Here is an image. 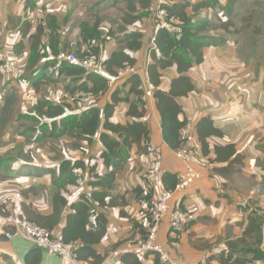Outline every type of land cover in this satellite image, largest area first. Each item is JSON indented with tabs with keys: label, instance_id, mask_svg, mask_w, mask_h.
<instances>
[{
	"label": "crops",
	"instance_id": "0c3cea01",
	"mask_svg": "<svg viewBox=\"0 0 264 264\" xmlns=\"http://www.w3.org/2000/svg\"><path fill=\"white\" fill-rule=\"evenodd\" d=\"M26 1L0 0V42L7 47L15 46L17 43L23 44L19 51L23 52L24 56L22 71L25 70L31 45L29 35L24 34L22 29L23 21H27ZM150 1L153 5L159 0ZM189 1L197 3L202 0ZM241 1L235 0V27H232L229 32L222 28L209 30V35L225 36L226 41L219 45L210 44L204 48L203 62L194 65L187 72L195 89L185 96L178 97L182 106L181 117L187 118L188 124L197 128L202 118L209 117L215 127L223 132L220 136L214 135L208 138L210 160L208 167L199 168L201 178L187 189L173 193L172 207L181 203L187 211L198 207L188 229L182 234L179 246L169 245V218L166 217L160 224L158 241L176 259L181 260L182 264H199L209 256L226 250L229 238L243 235L249 222V213L252 210L261 208L264 215V0H245L242 14L246 21L244 29L251 32L248 36H245L247 33L240 31V27L237 26V23L243 24L240 19H237L241 12V9H238ZM47 2L45 11L37 10L45 15L52 13L58 16L62 23V48H65L62 51L73 52L77 55L81 53L87 47V41L84 40L82 33L83 25L94 27L99 21V28L105 32L111 31V34L104 41L98 56L104 60L117 50L129 51L135 58V73L140 74L144 88L152 84L148 75V67L153 62L149 48L155 47L154 39L157 30L149 15L134 18L146 10L140 0H133L132 5L129 0H48ZM227 2V0H220L214 8H205L200 12L207 15L214 25H218L220 21L227 20L229 17L228 10H226ZM188 13L195 14L192 7L188 8ZM252 13L259 14L263 21L261 23L254 21L251 24L253 16L250 14ZM36 28L32 26L31 29L35 31ZM127 33L140 35L141 46L139 48L126 46ZM161 72L160 88L170 90L172 80L180 73L176 66L166 68ZM127 77L128 75L118 79L114 85L108 83V92L118 86L122 87ZM50 85L55 84L50 83ZM43 86L50 87L48 84ZM60 87L63 89L58 94L46 93L43 99L58 103L62 102L60 98L63 97V101L72 103L78 113L92 106H104L109 100L108 92L94 95L90 99H83L77 96L80 91L70 94L64 86ZM156 89L155 87L153 91ZM41 90L42 88L36 92H41ZM145 97L146 102L143 106L133 108L135 113L130 114L129 103L123 102L111 117V120L116 123L124 124L136 120L145 122L149 137L145 139L143 136L140 143H133L128 158L117 172L115 185L109 189L111 195L106 197L107 202L112 200L113 203L110 206H104L95 200L92 204L91 220L96 219L98 214L104 215L107 219L104 237L100 243L95 245L96 250L101 254L122 247L127 241L144 233L138 219L139 193L143 187L141 172L149 165L143 142L149 140L161 150L163 171L166 173L176 174L185 168L184 162L176 157L174 150L164 140L161 115L155 97L153 95H145ZM102 131L103 128L93 137L91 143L87 140H80L74 148L72 145L76 141L74 138L62 139L68 144L67 147L62 145L60 139L55 144L47 139L45 142L47 145H54L57 148L58 159L52 158L43 147L39 166H35L37 163L34 161L32 162L34 165H29L14 160L12 163L14 173L9 168L1 169L3 174L11 172L16 176L9 180L14 185L13 187L11 185L7 191L12 194L6 193L4 198H1L0 194V206L13 203L17 209H21L20 203L25 200L33 203L34 207L43 214H51L55 188L49 169L59 172V161L64 158L73 161L83 159L87 169L78 170L77 173L80 174L78 184L69 186L68 191H63V193L71 196L72 202L79 200L83 193L91 195V192L97 188L89 184V181L94 179L89 168L95 164L104 148L100 139ZM216 145L224 148L221 150L223 158L219 160H214L217 156ZM228 146H233L230 151L225 149ZM97 162H99L97 171L100 175L112 169V167L107 168L102 160ZM28 166L35 172H26L23 167ZM163 182L167 188H173L170 177L167 176L166 182ZM31 187H34V191L30 192L28 198L23 197L22 191ZM38 189H40V196L35 197ZM158 194L159 191H156L157 196ZM41 196L46 198L42 204L36 201ZM71 203L69 202L64 208L60 223L54 230L57 235L62 236L67 216L72 211ZM37 248L39 247L33 242L22 237L14 236L7 239L1 236L0 264H27L28 253ZM39 254L40 259L34 256L31 258L33 263L31 259L29 263L62 264L59 257L44 249L40 248ZM141 257L143 264H155L156 259L159 258L156 254ZM255 264H264V260L256 261Z\"/></svg>",
	"mask_w": 264,
	"mask_h": 264
},
{
	"label": "trees",
	"instance_id": "16d2710c",
	"mask_svg": "<svg viewBox=\"0 0 264 264\" xmlns=\"http://www.w3.org/2000/svg\"><path fill=\"white\" fill-rule=\"evenodd\" d=\"M48 0H27L25 8L27 11L40 9L45 11ZM146 10L137 14L134 18L149 15L153 20L154 17L150 11V0H140ZM226 10L229 17L227 20L220 21L218 25H214L207 15L201 14V10L205 8H214L220 3V0H202L197 3H191L189 0H164L162 7L168 12V18L174 19L172 24L179 27V31H173L167 27H161L157 30L154 44L155 47L149 48V53L152 58V63L148 67V75L151 83L157 88L153 92L156 99V105L161 115L162 132L166 143L170 148L177 149L181 143V130L188 124L187 118H182V106L178 101L179 96H185L190 91L195 89L187 72L196 64H200L204 60V48L210 44L219 45L226 41L225 36H211L208 34L212 28H222L229 32L232 27H235L234 6L235 0H227ZM130 5L133 0H129ZM192 7L195 14L190 15L188 8ZM199 16V17H198ZM46 24H40L35 31H32V25L29 21H23L22 29L24 34L29 35L31 40L30 54L26 59L25 74L27 77L18 76V80L27 82L36 91H40L44 84H57L61 80H65L64 88L70 94L77 91H88L95 96L100 93L106 94L109 90L110 75L117 74L120 69L127 66L134 67L135 58L133 54L125 49L115 51L110 57L104 59L106 72L95 71L88 69L82 64H71L66 61H59L52 57L51 54L57 55L60 51L65 50L62 47L61 30L62 23L56 14L48 13L45 18ZM99 21L94 27L83 25L82 33L84 40L87 41V47L79 53V56L85 55L92 51L99 55V51L106 39H108L111 31H102L99 28ZM140 35L137 33H127L125 36L126 46L128 48H139L141 41ZM89 40V41H88ZM22 43H17L14 46V52L17 54ZM176 66L180 75L172 80L170 90L160 88L162 80V70ZM5 73V72H4ZM22 74V73H21ZM53 76V77H52ZM55 76V77H54ZM143 80L139 73H129L126 82L122 87H117L108 92L109 100L104 106H92L81 113H78L76 107L67 101L53 102L48 99H37L35 102L33 114L29 117L38 120L37 136L33 142L42 139H52V143L60 139L62 145L68 146L62 139H75L72 143L73 148L80 140L93 141L100 129V139L103 143V150L98 160H102L107 168L112 167L104 175H100L97 171L99 162L90 166L89 170L93 173V180L89 184L97 188L91 192V195L86 193L81 194L80 199L71 201V196L63 191H68V187L78 184L80 174L78 170H86V163L83 159L71 160L61 159L59 161V172L49 169L53 176V185L55 188L53 196V211L51 214H43L33 203H28L23 200L21 209L13 203L0 206V214L11 212L20 213L25 218L37 223L38 225L47 228L49 231H54L60 223L64 208L71 203L72 211L67 216V223L63 229L62 237L64 241H78L81 246L79 249V258L89 264H102L110 254L99 253L95 245L100 243L106 232L107 219L104 215L98 214L96 219L91 220L92 204L95 200L102 205L110 206L113 201H106V197L111 195L110 190L115 185L117 172L122 168L123 163L128 158L129 150L133 143H140L142 137L148 138L147 125L143 121L132 122H114L111 120L113 113L123 102L129 103V113H135L133 108L143 106L146 102ZM133 94V96H131ZM80 112V111H79ZM34 128V127H33ZM198 137L202 143L203 152L205 155L210 154V136H220L223 132L215 127L214 122L209 117H204L195 127ZM32 130V129H31ZM34 131V130H32ZM25 130L21 134L27 135ZM81 147L82 145L79 144ZM233 146L225 147L232 149ZM222 146H215L216 158L219 160L221 156ZM42 154V148H41ZM41 154L37 153L34 148L28 150V155L34 159ZM9 160L22 161L24 164H33L18 158L17 156L1 157L0 158V179L16 176L9 172L3 174L1 169ZM210 160V159H209ZM27 162V163H26ZM35 166H39L38 162ZM34 165V164H33ZM12 168V167H11ZM10 170H14L13 168ZM90 173V174H91ZM19 174V173H17ZM29 174V173H28ZM27 174V175H28ZM39 175L38 173H34ZM18 176V175H17ZM170 177L173 182V188L177 182V173L163 172L162 178L166 182V177ZM167 185V184H166ZM34 187L22 191V196L29 197L30 192L34 191ZM139 195H143V187ZM142 192V193H141ZM180 206L183 208L182 203ZM184 209V208H183ZM263 210L256 208L249 213L248 225L240 237H231L227 240V249L219 254L209 256L204 262L199 264H255L256 261L264 260L263 244ZM96 223V224H92ZM91 227H90V226ZM145 232V231H144ZM40 248L31 250L27 257L29 259L38 256L40 259ZM156 254L159 258L155 264H161L160 255L158 253L147 251L143 256ZM33 260L31 259V262ZM33 263V262H32ZM63 264V263H62ZM122 264H143L142 257L132 252H126L122 255Z\"/></svg>",
	"mask_w": 264,
	"mask_h": 264
},
{
	"label": "built area",
	"instance_id": "2783aa9c",
	"mask_svg": "<svg viewBox=\"0 0 264 264\" xmlns=\"http://www.w3.org/2000/svg\"><path fill=\"white\" fill-rule=\"evenodd\" d=\"M163 2L164 0H159L150 6V11L155 21V29L158 30L161 27H167L178 32L179 27H175L172 24L174 19L168 18V12L162 7ZM45 18L46 15L37 9L31 10V12L28 11L26 15V20L33 27L46 24ZM51 56L57 58L59 61H66L71 64H82L88 67V69L106 72L103 59L92 51L82 56L69 51H60L57 55L51 54ZM0 67L7 74H16L20 70L19 58L14 55L13 51L9 55L4 48L0 47ZM135 72V67L127 66L117 74L110 75L109 85H114L118 79ZM154 88L155 86L153 84H148L145 95L152 96ZM77 96L83 99H90L94 97V94L88 91H80ZM143 146L149 159V165L141 172L143 195L139 198L138 219L145 232L127 241L122 247L112 250L102 264H122V255L124 253L132 252L143 256L147 251L158 253L161 264H182L172 257L164 245L159 243L158 234L160 224L166 217L169 218V243L172 246H179L182 234L188 229L190 221L198 211V207H195L191 211L183 209L180 204L172 207L171 199L173 193L187 189L196 180L200 179L201 172L199 168L208 167L209 157L203 152L202 143L195 127L187 124L181 130L180 146L174 149L176 157L184 162L185 168L177 172L175 187L167 188L162 180L164 171L161 150L149 140H145ZM156 191H159L158 196L156 195ZM1 236H5L7 239L19 236L31 241L37 247L59 257L63 264H89L79 258L78 251L81 246L80 242H66L62 236L25 218L20 213L11 212L0 214ZM262 247L264 249V224Z\"/></svg>",
	"mask_w": 264,
	"mask_h": 264
},
{
	"label": "rangeland",
	"instance_id": "374dc122",
	"mask_svg": "<svg viewBox=\"0 0 264 264\" xmlns=\"http://www.w3.org/2000/svg\"><path fill=\"white\" fill-rule=\"evenodd\" d=\"M245 0H242L238 4V9H241V12L237 16V19H240L243 24H238L237 26L240 27V31L243 33H247V35H251V32L244 29L245 22L244 21V14H242L243 6L245 5ZM253 16L252 23L255 21L257 23H261L263 21L262 18H260L259 14L252 13L250 14ZM236 20V19H235ZM0 47L4 48L8 54L10 55V52L13 51L14 55L19 58V65L20 70L16 74H7L4 73V71L0 67V158L1 157H10V156H17L18 158H22L24 160H29L28 162H38L41 161V155L32 159L28 155V150L33 149L41 154V148L44 147L45 151L54 159H58V152L57 148L54 145H47L45 142L46 139H42L37 142H33V140L29 139H35L38 132V127L40 126V122L38 120H35L31 117H29V114H33L34 110V104L37 101V99L45 98L46 93L54 92V94H58L59 91H61L63 88L60 87L61 85L64 86L66 84L65 80H61V84L59 85H50V87H42L41 92H36L34 88H32L27 82H23L21 80H18V76H24L27 77L28 72L22 71V63L24 62V56L21 52H18L17 54L14 52V46L12 47H4L2 43L0 42ZM19 68V66H18ZM22 73V74H21ZM53 77V76H52ZM55 77V76H54ZM60 100H63V97L60 98ZM34 127V128H33ZM34 131H32V130ZM27 131V135L23 136L21 133L24 131ZM52 141V139H49ZM11 147V148H10ZM44 151V150H43ZM12 160H9L7 164L4 165L2 170H6L7 168L12 167ZM26 172L34 171L29 166L23 167ZM22 169V167H21ZM19 169V170H21ZM10 170V169H9ZM16 170V171H19ZM13 173L14 171L11 170ZM18 173V172H17ZM15 175V174H14ZM13 176H9L8 178L0 179V184L5 183V185L0 186V194L1 198L5 197L6 193L8 192L7 189L11 188V185L13 187L14 184H11L9 180H11ZM38 177V176H36ZM36 196H40V189L36 190ZM46 198H38L36 201L40 204L44 202ZM160 243V242H159ZM170 245V243H169ZM171 246V245H170ZM172 247V246H171ZM172 255V253H170ZM174 257V255H172ZM175 258V257H174ZM176 259V258H175ZM180 263H182L181 260L176 259Z\"/></svg>",
	"mask_w": 264,
	"mask_h": 264
}]
</instances>
